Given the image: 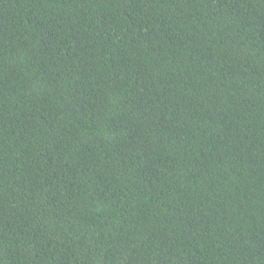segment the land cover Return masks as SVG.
<instances>
[{
	"label": "trees",
	"instance_id": "obj_1",
	"mask_svg": "<svg viewBox=\"0 0 264 264\" xmlns=\"http://www.w3.org/2000/svg\"><path fill=\"white\" fill-rule=\"evenodd\" d=\"M0 264H264V0H0Z\"/></svg>",
	"mask_w": 264,
	"mask_h": 264
}]
</instances>
